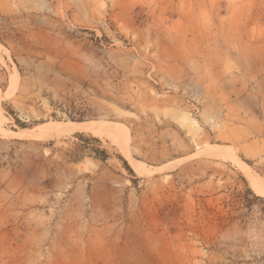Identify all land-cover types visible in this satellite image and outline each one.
Instances as JSON below:
<instances>
[{
    "label": "rangeland",
    "instance_id": "rangeland-1",
    "mask_svg": "<svg viewBox=\"0 0 264 264\" xmlns=\"http://www.w3.org/2000/svg\"><path fill=\"white\" fill-rule=\"evenodd\" d=\"M248 83L264 0H0V264H264V163L216 136Z\"/></svg>",
    "mask_w": 264,
    "mask_h": 264
},
{
    "label": "crops",
    "instance_id": "crops-1",
    "mask_svg": "<svg viewBox=\"0 0 264 264\" xmlns=\"http://www.w3.org/2000/svg\"><path fill=\"white\" fill-rule=\"evenodd\" d=\"M245 88L238 87L235 91L224 92L214 99V106L222 108V116L228 121L223 120L221 130L216 136L222 141L221 145L232 146L243 157L264 163V90H256L255 86L249 83ZM233 92L235 93L232 94ZM248 97L256 98L258 104L252 105L251 109L242 110L240 102ZM231 117L236 120L230 122L228 119ZM98 184L111 194L117 192L120 187L118 181L100 180ZM100 238L103 243L105 237ZM90 248H94V245L88 240L85 246V252L89 255L86 257L87 264L94 262L89 254L92 251ZM73 258L77 263L79 258Z\"/></svg>",
    "mask_w": 264,
    "mask_h": 264
},
{
    "label": "bare ground",
    "instance_id": "bare-ground-1",
    "mask_svg": "<svg viewBox=\"0 0 264 264\" xmlns=\"http://www.w3.org/2000/svg\"><path fill=\"white\" fill-rule=\"evenodd\" d=\"M73 126L76 127V128H78V129H81V128L86 127L84 124H74ZM89 128H90V130L93 131L94 133H99V134H101V133H103V132L106 133V131L101 130L102 127H100L99 125H98V127L95 126V125H93V126H90ZM110 129H111V128H110ZM57 130H58V129H57ZM76 130H77V129H76ZM105 130H107V129H105ZM108 130H109V128H108ZM111 130H112V129H111ZM113 132H114V131H113ZM246 170H247V169H246ZM246 170H245V171H246ZM248 173H250V172H248ZM248 173H247V174H248ZM249 175H251V173H250ZM249 177H250V179H251V184H252V186L257 190V192L264 193V187L259 186L258 181H257V178H256L254 175H251V176H249Z\"/></svg>",
    "mask_w": 264,
    "mask_h": 264
},
{
    "label": "trees",
    "instance_id": "trees-1",
    "mask_svg": "<svg viewBox=\"0 0 264 264\" xmlns=\"http://www.w3.org/2000/svg\"><path fill=\"white\" fill-rule=\"evenodd\" d=\"M76 136H78V137H82L83 135L80 134V133H77ZM97 152H98L99 154H104V151H97ZM104 155H105V154H104ZM123 162L126 164V167L128 168V170L131 171V169H130V167L127 165L126 161L123 160Z\"/></svg>",
    "mask_w": 264,
    "mask_h": 264
}]
</instances>
